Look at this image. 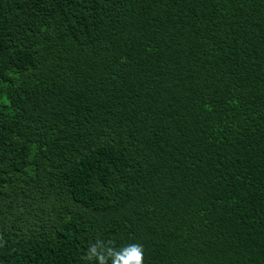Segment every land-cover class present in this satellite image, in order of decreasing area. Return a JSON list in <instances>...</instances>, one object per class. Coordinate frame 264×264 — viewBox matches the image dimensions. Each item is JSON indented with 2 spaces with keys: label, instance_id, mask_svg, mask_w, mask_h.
<instances>
[{
  "label": "trees",
  "instance_id": "1",
  "mask_svg": "<svg viewBox=\"0 0 264 264\" xmlns=\"http://www.w3.org/2000/svg\"><path fill=\"white\" fill-rule=\"evenodd\" d=\"M130 245L264 264V0H0V264Z\"/></svg>",
  "mask_w": 264,
  "mask_h": 264
},
{
  "label": "clouds",
  "instance_id": "2",
  "mask_svg": "<svg viewBox=\"0 0 264 264\" xmlns=\"http://www.w3.org/2000/svg\"><path fill=\"white\" fill-rule=\"evenodd\" d=\"M95 248H93V253ZM116 264H142L143 250L139 245H130L122 250L121 253H114Z\"/></svg>",
  "mask_w": 264,
  "mask_h": 264
}]
</instances>
